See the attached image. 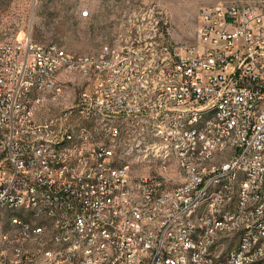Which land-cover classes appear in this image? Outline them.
I'll return each mask as SVG.
<instances>
[{"label":"built area","instance_id":"1","mask_svg":"<svg viewBox=\"0 0 264 264\" xmlns=\"http://www.w3.org/2000/svg\"><path fill=\"white\" fill-rule=\"evenodd\" d=\"M195 34L0 40V264H264V7Z\"/></svg>","mask_w":264,"mask_h":264},{"label":"rangeland","instance_id":"2","mask_svg":"<svg viewBox=\"0 0 264 264\" xmlns=\"http://www.w3.org/2000/svg\"><path fill=\"white\" fill-rule=\"evenodd\" d=\"M232 2L264 7V0H0V40L57 43L78 53H92L105 43L140 33L192 43L199 9ZM65 79L70 81V100L88 86L76 73Z\"/></svg>","mask_w":264,"mask_h":264}]
</instances>
